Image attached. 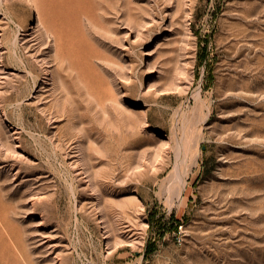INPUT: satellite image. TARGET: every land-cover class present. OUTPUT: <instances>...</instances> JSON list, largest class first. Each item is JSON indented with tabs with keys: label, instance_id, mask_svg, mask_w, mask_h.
<instances>
[{
	"label": "rangeland",
	"instance_id": "1",
	"mask_svg": "<svg viewBox=\"0 0 264 264\" xmlns=\"http://www.w3.org/2000/svg\"><path fill=\"white\" fill-rule=\"evenodd\" d=\"M0 264H264V0H0Z\"/></svg>",
	"mask_w": 264,
	"mask_h": 264
},
{
	"label": "bare ground",
	"instance_id": "2",
	"mask_svg": "<svg viewBox=\"0 0 264 264\" xmlns=\"http://www.w3.org/2000/svg\"><path fill=\"white\" fill-rule=\"evenodd\" d=\"M88 14V13H87Z\"/></svg>",
	"mask_w": 264,
	"mask_h": 264
}]
</instances>
